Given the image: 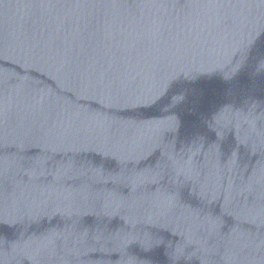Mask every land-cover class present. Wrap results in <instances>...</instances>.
I'll use <instances>...</instances> for the list:
<instances>
[{
    "label": "water",
    "instance_id": "1",
    "mask_svg": "<svg viewBox=\"0 0 264 264\" xmlns=\"http://www.w3.org/2000/svg\"><path fill=\"white\" fill-rule=\"evenodd\" d=\"M211 2L0 0V264H264V0Z\"/></svg>",
    "mask_w": 264,
    "mask_h": 264
},
{
    "label": "snow or ice",
    "instance_id": "2",
    "mask_svg": "<svg viewBox=\"0 0 264 264\" xmlns=\"http://www.w3.org/2000/svg\"><path fill=\"white\" fill-rule=\"evenodd\" d=\"M48 4H70L76 3H105L107 0H42ZM210 6L225 7L233 3L224 0H214L208 3ZM76 42V62L82 70L95 72L105 78H117L126 73L127 61L132 54L133 46L126 45L120 38L118 25L111 24L110 27L101 28L94 26L76 27L73 29Z\"/></svg>",
    "mask_w": 264,
    "mask_h": 264
}]
</instances>
